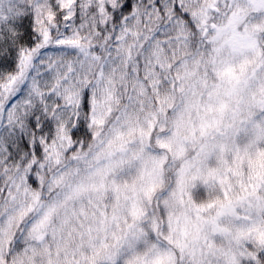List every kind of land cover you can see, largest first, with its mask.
Returning <instances> with one entry per match:
<instances>
[{"label":"snow or ice","instance_id":"obj_1","mask_svg":"<svg viewBox=\"0 0 264 264\" xmlns=\"http://www.w3.org/2000/svg\"><path fill=\"white\" fill-rule=\"evenodd\" d=\"M0 264H264V0H0Z\"/></svg>","mask_w":264,"mask_h":264}]
</instances>
